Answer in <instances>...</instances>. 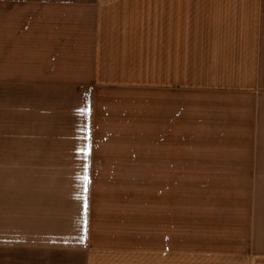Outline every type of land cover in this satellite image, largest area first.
Masks as SVG:
<instances>
[{
	"label": "rangeland",
	"instance_id": "obj_1",
	"mask_svg": "<svg viewBox=\"0 0 264 264\" xmlns=\"http://www.w3.org/2000/svg\"><path fill=\"white\" fill-rule=\"evenodd\" d=\"M219 5L180 0L175 135L159 134L154 89L92 98L90 8L23 9L13 58L0 39V264H204L190 253L235 252L234 95L220 90L234 64Z\"/></svg>",
	"mask_w": 264,
	"mask_h": 264
},
{
	"label": "crops",
	"instance_id": "obj_2",
	"mask_svg": "<svg viewBox=\"0 0 264 264\" xmlns=\"http://www.w3.org/2000/svg\"><path fill=\"white\" fill-rule=\"evenodd\" d=\"M219 4L221 22L230 24L222 39H229L234 64V78L220 84V90L234 95V117L230 114L227 123L235 125L237 151L236 248L190 255L203 258L204 264L213 255L224 261L234 256V264H264V0ZM50 7L91 9L87 87L93 99L105 89H154L163 120L159 134H179L180 0H0L2 54L4 48L12 58L17 53V24L24 8L30 13Z\"/></svg>",
	"mask_w": 264,
	"mask_h": 264
},
{
	"label": "snow or ice",
	"instance_id": "obj_3",
	"mask_svg": "<svg viewBox=\"0 0 264 264\" xmlns=\"http://www.w3.org/2000/svg\"><path fill=\"white\" fill-rule=\"evenodd\" d=\"M81 151H87V149H81Z\"/></svg>",
	"mask_w": 264,
	"mask_h": 264
}]
</instances>
